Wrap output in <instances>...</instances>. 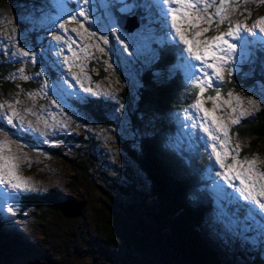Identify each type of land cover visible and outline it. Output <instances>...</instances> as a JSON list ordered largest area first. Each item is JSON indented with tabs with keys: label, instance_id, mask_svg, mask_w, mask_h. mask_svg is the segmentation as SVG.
Segmentation results:
<instances>
[{
	"label": "rangeland",
	"instance_id": "1",
	"mask_svg": "<svg viewBox=\"0 0 264 264\" xmlns=\"http://www.w3.org/2000/svg\"><path fill=\"white\" fill-rule=\"evenodd\" d=\"M206 2L212 4L214 0ZM197 4L200 8L204 6L201 0H197ZM81 7H84L82 0H0V59L13 68L8 75L11 83L8 90L0 89V105H3L0 107V128L3 129L0 141L7 145L0 146V173L7 172L3 157H10L15 165L13 171L30 185L28 189H13L10 184H0L2 231L7 239L18 241L8 255L10 264H25L33 257L36 262L50 260L59 264H123L125 257L120 245L109 241L106 234L112 231V223L103 225L104 221L113 220V215L108 218L107 210L121 208L123 218L131 225L137 216L144 219L142 210L135 206L133 211L120 207L119 196L125 203H132L136 197L143 203L155 202L149 180L127 156L122 145V139H128L135 147L140 131L128 124L121 92L125 85L130 90L136 87L141 70L157 60V46L174 41L183 44L171 27L168 12L178 5H164L162 0H91L86 22L77 16L75 22L65 24L68 32L61 29L59 25L64 24L70 14L76 15ZM215 10V7H209L207 12ZM123 14L140 15L142 22L134 31L124 32L116 24V18ZM261 17H264V0L240 2L236 11H230L228 20L220 24L216 19L210 30L197 39H210L228 31L229 25L237 22L251 27ZM80 22H84L88 32L95 35H84ZM205 26L201 24L186 35L193 38L195 32ZM73 28L81 33L79 37L70 31ZM57 36H63L64 40L57 41ZM100 36L108 43L99 40ZM228 39L237 47L224 66L225 79L213 78V86L204 96L205 107L211 110L213 102L206 97L220 92L217 103L221 108L217 109L216 115L228 125L229 142L221 144L223 132L211 125L210 118H204L202 112L192 107L195 102L166 118L149 115L144 119V126L147 131H163L165 144L184 157L199 149L207 157L203 182L213 199V207L200 228L207 243L227 264H264L262 210L253 207L254 202L244 199L239 192V180L224 179L225 169L221 168L212 151V144L216 143L221 155L227 147L238 161L255 158L256 167L264 172V138L242 137L233 131L243 119L264 107V62L256 50L257 44L264 46V32L257 27L255 31L241 32ZM73 40L76 41L73 49L79 60L67 50L68 43ZM84 44L91 46L88 49L91 55L85 56L81 50ZM97 44L103 52L95 47ZM183 46L182 56L185 58L181 64L167 67L166 74L172 76L177 69L190 81L203 78L200 62L189 55L186 45ZM21 48L34 53L35 62L30 56L19 55L18 49ZM81 64L83 68L79 66ZM190 65L196 66L191 78L189 73L193 69ZM21 68L30 79L21 78L18 71ZM28 68L29 72H26ZM206 70L212 72V69ZM73 74L79 83L72 79ZM255 74L262 79H254L249 84L237 81L234 86L224 88L232 76L247 80ZM24 84L35 87L28 89ZM89 88L91 92L85 91ZM229 92L234 94L235 113L223 103ZM29 93L36 95L30 96ZM235 96L243 101L241 106H236ZM96 98L114 103V110L106 114L114 125L104 126L84 110L86 102ZM248 99L258 101L259 106L253 108L247 103ZM240 107L248 109L251 114L240 117L238 124H232L231 119L238 114ZM12 109L18 112L13 118L16 127L6 122ZM205 126H210L221 140L213 141L204 132ZM21 132L31 135L34 142L27 141ZM50 149L58 150L74 161L85 162L86 173L76 171ZM225 162L233 163L232 156L226 157ZM118 186L129 190L127 200V196L120 194ZM51 190L59 192L63 198L85 199L84 214L66 218L48 204L29 206L20 198L23 194H43Z\"/></svg>",
	"mask_w": 264,
	"mask_h": 264
},
{
	"label": "trees",
	"instance_id": "2",
	"mask_svg": "<svg viewBox=\"0 0 264 264\" xmlns=\"http://www.w3.org/2000/svg\"><path fill=\"white\" fill-rule=\"evenodd\" d=\"M138 16L141 23L142 18ZM157 48V60L141 70L136 87L130 90L125 85L121 92L128 124L140 131L135 147L129 144L128 139H122V145L127 156L149 180L155 202L143 203L142 199L136 197L132 203H125L121 202L119 196L120 207L130 211L134 210V206L138 207L142 210L144 219L137 216L129 225L120 212L121 208H112L113 211L107 210V213L108 218L113 215V220L104 221L103 225L109 226L112 223V231L106 234L109 241L120 245L125 257L123 264H227L200 234L201 225L213 207V199L203 182L208 162L204 152L199 149L184 157L165 144L163 131H147L144 126L147 116L166 118L170 113L186 109L195 102L198 94V88L193 86L182 71L176 69L172 76L166 74L167 67L181 64L185 58L182 56L185 51L183 44L176 41L165 42ZM262 48V44H257L256 50L264 62ZM12 70L5 60L0 59L2 91L6 92L11 85L8 75ZM254 79L260 80L262 77L255 74L254 77L243 80L235 75L226 82L224 88L234 86L237 81L249 84ZM24 86L28 89L35 87L31 84ZM83 108L98 123L107 127L114 125L113 120L106 115L114 110L113 102L101 98L90 99ZM233 131L242 137L264 138V107L251 117L243 119L233 127ZM21 133L27 141L34 142L31 135ZM50 152L65 159L76 171L86 173L85 162L74 161L55 149H50ZM118 188L122 196H127V200L130 197L129 190ZM104 193L106 194L105 191ZM20 198L29 206L48 204L59 213L61 203L66 199H73L63 198L54 190L43 194H23ZM107 213L104 212L105 215ZM2 226L3 222L0 220V264H10L8 255L18 241L7 239ZM76 228L80 229L79 226Z\"/></svg>",
	"mask_w": 264,
	"mask_h": 264
},
{
	"label": "snow or ice",
	"instance_id": "3",
	"mask_svg": "<svg viewBox=\"0 0 264 264\" xmlns=\"http://www.w3.org/2000/svg\"><path fill=\"white\" fill-rule=\"evenodd\" d=\"M91 0H82L84 7H81L80 10L76 13V15H69L67 21L64 24H60L59 27L64 29L65 32H68L69 29L65 27V24L69 22H75L77 16L83 17V21L86 22L89 19V9L88 5ZM203 3V8H200L197 4V0H162L164 5H171L175 4L178 7H171L168 9V12L171 14V27L175 29L176 35L179 37V40L183 42L184 45L187 46V52L190 56L194 57L196 61L200 62V72L203 74V78H196L192 80V84L195 88L199 89L197 94V98L195 103L192 105L197 111L203 113L204 118H210L211 125L215 126V128L223 132L224 140L221 141L222 145H226L229 142L228 138V125L224 124L216 115L217 109L221 108V105L217 103L220 100L221 94L219 91H216L215 96H207L206 99L208 101L213 102V108L210 110L205 107V92L212 88V80L213 78L217 80H224V72H225V65L229 63L231 59V54L235 53L237 45L235 43L230 42L228 38L236 37L241 32H252L255 31L257 27L261 32H264V17H261L257 23L253 24L251 27L247 25H243L239 22L235 24H230L228 31L221 32L220 34L211 37L210 39H205L203 41L197 39L204 35V33L208 32L213 24V22L218 19L220 24H223L226 20L230 18V11H236L240 2H245L246 0H214V3L209 4L206 0H201ZM209 7H215V12L208 13L207 9ZM196 13V15H193ZM166 14H168L166 12ZM84 22H80V28L83 30V34L86 36H94L95 33H89L88 29L84 27ZM201 24L206 25L201 31H196L193 38H189L186 35V32H190L192 29L199 27ZM79 37L81 35L77 29L73 28L70 30ZM57 41L64 40L63 36L55 37ZM99 40L103 41L104 44H107L108 41L105 37L100 36ZM76 41L73 40L67 45V50L72 52L73 57H76L77 60L80 57L77 55V52L73 49V44ZM89 47L88 44H84L82 46V51L85 53V56L91 55L88 51ZM97 49L103 52V48H100L99 44L95 45ZM18 53L24 57H31V60L35 62V54L26 51L25 49H18ZM68 60L66 58L65 63ZM83 68V65H79ZM193 69L189 73V78L195 75V65H190ZM206 69H212V72L209 73ZM21 74V78L23 80H28L31 77L24 74V69L21 68L18 70ZM230 75V69H229ZM73 80H76L79 83L78 77L75 74L72 76ZM47 87V84H45ZM85 91L91 92L92 89H85ZM28 95H36L35 93H29ZM228 99L224 100V104L231 107L232 112L237 111V107L233 106V96L232 92H229ZM19 103V101H16ZM243 101L239 96H235V104L236 106H241ZM247 103L252 105L253 108L259 106V102L248 99ZM3 107V105H0ZM251 112L248 109H244L240 107V111L236 116L231 119L232 124H238L240 117L245 115H250ZM18 115L16 109H12L11 113L7 116L6 122L8 125H12L16 127L13 123V118ZM21 123H23L21 121ZM195 126V125H193ZM205 133L212 138L213 141L221 140V138L213 133L210 126H205L203 128ZM0 131H3L0 128ZM15 135V133H13ZM0 146H7L6 142L0 141ZM236 148H239V145H236ZM212 151L216 155V160L220 163L221 168L225 169L224 179L229 180H239V192L243 195L245 200L254 202L253 207L258 206L259 210L261 211V215H264V183L260 181H264V172H261L257 167V160L255 158L251 160H244L238 161L236 156L232 155V151H230L227 147H224L223 155L219 151H217V144H212ZM238 155V153H237ZM228 156H232L233 163L225 162V158ZM4 164L3 167L7 169V172L0 173V184H10L11 188L13 189H28L30 187L29 182L26 180H21L20 177L13 171L15 165L12 164V158L10 157H3ZM245 165L247 166L245 168ZM239 169V170H237ZM7 177V179H5ZM14 181V182H13ZM231 182V181H230ZM9 212L12 211L11 208L8 209Z\"/></svg>",
	"mask_w": 264,
	"mask_h": 264
},
{
	"label": "water",
	"instance_id": "4",
	"mask_svg": "<svg viewBox=\"0 0 264 264\" xmlns=\"http://www.w3.org/2000/svg\"><path fill=\"white\" fill-rule=\"evenodd\" d=\"M124 15V14H123ZM121 15L116 18V24L124 32L134 31L140 24V17L136 14L132 15ZM26 72H29V68L26 69ZM69 205V206H68ZM86 206L85 200H75V199H66L61 203L60 213L66 217H79L83 211V208ZM73 237L74 235L71 234ZM25 264H57L56 262L46 260V262H36V259L26 262Z\"/></svg>",
	"mask_w": 264,
	"mask_h": 264
}]
</instances>
